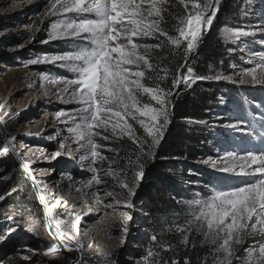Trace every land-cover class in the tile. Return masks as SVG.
<instances>
[{
  "label": "rangeland",
  "instance_id": "obj_1",
  "mask_svg": "<svg viewBox=\"0 0 264 264\" xmlns=\"http://www.w3.org/2000/svg\"><path fill=\"white\" fill-rule=\"evenodd\" d=\"M239 1L241 4L238 11L236 10L234 15L229 17L225 16L226 20L221 22V27L217 30V38L224 45V51L226 50L224 67L226 66V72L237 81L245 69L255 67L261 62V56H264V33L259 31L261 24H264V3L261 0H237V3ZM53 2L54 0H0V74L2 75L0 81L3 78V68L9 64L12 67L21 64L27 66L29 61L36 59V56L43 58L44 54L51 56L71 50L72 38L64 41L49 39L54 23H61L65 18L75 15L71 13L53 15L51 11ZM147 6V0H144V7ZM188 9H191V4L188 5ZM143 14L147 16V12ZM236 29L247 30L249 35L241 37L239 41L225 39L226 32ZM134 42L149 43L152 40L134 38ZM257 52L261 53V56L254 54ZM1 61L9 64H3ZM62 63L58 61L47 66L45 64L32 66L29 68L33 72L31 76L22 75L17 79H5L7 90L12 92L9 95L0 92V104L5 105L0 109V126L6 143L11 144L22 164L28 170L31 169L40 203L48 208L46 225L52 239L57 246L62 245L64 247L62 249H65V242L57 235V222L61 231L75 237V242H68L74 249L72 251L74 257L70 260V255L61 251L44 256L43 252L51 245L44 233L42 214L39 217L27 205V197L24 207L18 214H11L9 211L11 200L7 197L10 191L6 190L5 194H0L7 197L6 208H0V235L5 236V239L0 240V264H67V261L68 264L72 261L77 264V258H80L81 264L83 260H88L89 264H105L106 261L108 264L111 262L146 264L145 257L148 261L158 258L148 257L147 253L150 248L157 252V249L151 246L153 243L151 237L162 232L178 235L181 240L184 234L188 235V241L193 239L203 247L206 254L204 264H217V260L223 254L214 252L215 246L205 240L201 231L193 227L192 231L186 230L185 233H181L178 229L186 228V222L191 218L187 201L207 198L213 186H232L246 179L217 171L212 166V161L218 160L217 167H223L224 162L219 158L224 156L225 151H235L240 155L249 150L264 151V143L261 142L260 136L264 131L261 127L264 124V85L230 83L226 80L203 81L208 84L220 83L223 85V90L220 94H212L215 109L205 120L207 124L188 121L186 133L194 139L192 149L185 159L176 160V168L168 173L175 177L176 188L169 197L165 195L170 206L164 213L158 215L160 218L156 222L150 216L149 205L143 196L147 186L146 170L155 162L166 161L158 157L163 151L169 128L173 123L171 122L167 127L163 139L155 149V159L148 160L145 165L144 177L136 189L135 196L131 198L134 207L123 206L126 192L106 174L109 170L108 159L98 160L92 165L100 169L98 175L107 183L93 184L91 188H84L85 182L93 173L87 167L88 162L80 160L84 150L76 151L83 141L73 142L71 134L67 131L68 127L73 126L69 118L75 113L71 110L78 108L79 105L72 102L71 97L64 92L63 81L55 84L51 82L60 76L74 75L70 70L63 69ZM248 79L250 80V77ZM182 88L188 89L181 85L178 89L179 93ZM233 94L235 95L232 96ZM144 99L148 98L144 97ZM233 100L235 102H232ZM61 111L65 115H59ZM246 113L250 124L245 123L244 128L245 131H253L251 138L241 132H232L219 126L229 121L235 122L245 117ZM3 121H6V124ZM130 123L137 129V135H143V130L138 124L131 120ZM12 135L16 136V140L11 139ZM94 139L104 145L99 149L101 155L116 158L117 163L112 165L113 171H118L119 165L125 162L124 158L135 150V145L127 137L123 139L113 137L107 141L99 137ZM61 142L66 145L63 149L60 148ZM123 144H126L129 150L124 148L118 152L107 150L121 147ZM0 146L2 152L4 144L1 139ZM57 151L62 155L52 159V154ZM69 151H72L71 156L67 154ZM6 155L9 156L8 159L5 155H0V189L7 184H14L17 186L14 192L24 193L27 196L23 179L31 191L30 183L24 173L22 179L17 175L14 166L20 170L18 165L11 155ZM209 157L212 161L203 162ZM240 163L244 162L240 161ZM5 176L7 179L4 178ZM127 178L131 181L132 176L129 175ZM78 188L80 191H77ZM105 189L114 190L117 195H105ZM92 191L99 192L102 202L88 195ZM171 196L176 198H170ZM113 200H119L121 203L113 204L108 208L103 206ZM125 214L131 216V219H127ZM77 217L80 218L79 225L74 223ZM124 226L129 229L126 237L122 231ZM206 230L205 227L204 231ZM122 238L124 243H121ZM260 242L261 237H249L245 243L236 245V256L240 259L234 257L232 264H244V259L248 256L245 249L258 247ZM77 243L82 246L80 251H75ZM25 256L30 259H24Z\"/></svg>",
  "mask_w": 264,
  "mask_h": 264
},
{
  "label": "snow or ice",
  "instance_id": "obj_2",
  "mask_svg": "<svg viewBox=\"0 0 264 264\" xmlns=\"http://www.w3.org/2000/svg\"><path fill=\"white\" fill-rule=\"evenodd\" d=\"M184 5L187 15L177 17L178 24L174 26L173 35L166 26L164 15L168 11L165 4L168 0H147L148 6L144 7V0H54L51 4L53 15L57 13L75 14L65 18L61 23H54L49 33L52 40H71V50L59 54H44L43 58L29 61L30 64L63 62L62 68L70 70L73 76H60L53 79V84L63 81L64 92L72 102L79 105L71 111L75 115L69 119L73 126L67 128L73 142L83 141L79 145L84 153L80 160L87 161L89 171L93 173L88 179L84 188H91L93 184L107 183L100 179V169L93 167L98 160H109V170L106 172L116 181L119 188L126 192L124 207H134L132 197L144 177V168L148 160L155 159V149L159 146L164 137L167 127L172 122L175 109V97L179 96V87L184 85L191 88L197 81H221L230 83L264 85V56L261 53H254L261 56V62L255 67L245 69L241 78L237 81L231 75L212 74L197 75L189 61L192 54L197 52L204 34L211 30L214 20L218 15L222 0H179ZM191 9H188V3ZM264 3V0H261ZM147 12V16L143 13ZM151 18V19H149ZM259 31L264 33V24H261ZM225 39L240 40L247 37V30H229ZM134 38H148L158 41L157 43L134 42ZM45 43L47 41H44ZM171 46V47H168ZM143 49L144 51H140ZM166 50L171 57H179L183 63H178L173 75L170 69L160 67L154 61L168 60V56L152 55V50ZM159 69V71H157ZM186 69L185 71H182ZM149 72L155 75L148 74ZM160 72L163 75H160ZM171 75V86L166 84ZM250 77V80L248 79ZM144 97L148 99L145 100ZM223 102V101H222ZM5 105L0 104V109ZM59 115L65 113L61 111ZM219 119V118H218ZM131 121L139 125L143 135H137V129ZM78 121V122H77ZM67 123V121H64ZM6 124V121H3ZM205 123L206 121H195ZM245 121L238 119L235 122L229 121L220 124V127L241 132L248 137H253V131H245ZM264 128V124L261 125ZM110 133V135H107ZM261 142L264 143V131L260 133ZM94 137L102 140H109L113 137L128 140L135 145V150L128 154L125 162L119 165L118 171L112 170V165L117 163L116 158H108L101 155L99 149L104 145L98 143ZM55 139V137H50ZM11 139L16 140L12 135ZM65 143H60V148H65ZM109 152H118L119 149L108 148ZM9 148L4 147L0 155L9 153ZM72 155V151L67 153ZM57 151L52 154V159L61 156ZM219 160H223V167H217L219 161H212V166L217 171L228 173L242 179L240 183L221 187L213 186L211 194L204 199L187 201L190 208V219L186 222V228L178 230L181 233L192 231L195 227L201 231L205 240L215 246V253H222L217 264H232L236 256V245L246 242L249 237H261L258 247L245 249L248 256L244 264H264V151H247L240 155L235 151L226 152ZM243 161L244 163H240ZM251 165L256 167L251 168ZM84 165L82 164V167ZM238 168V170H237ZM131 175V181L128 176ZM28 176L35 182L31 169ZM7 179V177H4ZM77 191H80L78 188ZM104 194L115 196L114 190L105 189ZM123 194V192L121 193ZM88 195L100 201L98 191H92ZM5 197L0 195V201ZM59 202H57L58 204ZM119 200L105 203V208L113 204H120ZM126 215L127 219L131 216ZM57 235L65 242L67 251L74 249L68 242H75V237L59 229ZM75 225H79L80 218L77 217ZM206 227V231H204ZM78 231V228L76 229ZM125 237L129 229L122 228ZM5 236L0 235V240ZM156 241L157 237H151ZM188 235L184 234L181 243H188ZM121 243H124L122 238ZM82 246L76 244L75 251H80ZM90 247V246H89ZM29 251H34L29 249ZM60 251L58 246H52L43 252L44 256L57 254ZM258 253V254H257ZM148 257H158L159 253L151 248L147 253ZM30 259V257H23ZM146 264H177V261L144 258ZM77 264H81L77 258ZM83 264H89L83 260ZM105 264H108L106 261ZM116 264V262H111ZM185 264H188L186 261Z\"/></svg>",
  "mask_w": 264,
  "mask_h": 264
},
{
  "label": "trees",
  "instance_id": "obj_3",
  "mask_svg": "<svg viewBox=\"0 0 264 264\" xmlns=\"http://www.w3.org/2000/svg\"><path fill=\"white\" fill-rule=\"evenodd\" d=\"M191 4L190 2L188 5ZM240 1L237 0H223L217 17L214 20L213 26L210 31L206 32L201 40V45L199 46L197 52L192 54V58L189 61V66L192 67L197 75H208L210 72L212 74H223L229 75L226 72V66L224 67L223 59L225 57L224 45L217 38V30L221 27V22L226 20L225 16L229 17L234 15L236 10L239 9ZM168 9L167 12L162 13L165 17L166 26L170 30V33L176 35L174 31V26L178 24V19L180 15H187L184 5L179 2V0H168V3L164 5ZM236 8V9H235ZM221 18V19H220ZM232 19H230L231 21ZM158 41L152 40L149 43H157ZM171 47V46H168ZM168 56V60L164 61H154L160 65V67L167 66L171 73L175 74V68L178 63H183L179 57H171V55L164 49L162 50H152L150 56L157 55ZM3 64H9L4 63ZM10 65V64H9ZM221 65V67H219ZM159 71V69H157ZM182 71L186 72V69ZM150 75H155V73L149 72ZM162 76L163 73L160 72ZM166 84L171 86V75L168 77ZM222 86L220 83L208 84L207 82L195 83L192 88L181 89L179 96L175 97V109L174 115L172 117V125L169 128V133L166 138V142L163 145V151L159 155L158 159H163L166 161L155 162L153 165L149 166L146 170V189L143 191L144 199L149 205V214L157 222V219L165 209L170 206L165 195L169 197V194L174 192L176 188L175 177L168 175L171 170L176 168V160L185 159L190 151L193 142V138L189 137L186 133L188 121H205L207 120L209 114L214 107V99L212 94H220L222 91ZM233 89L232 87H228ZM233 94L232 96H234ZM209 102H212L211 104ZM232 102H235L233 100ZM216 103V101H215ZM244 121L248 122V116L241 117ZM1 148V146H0ZM124 148L129 150L126 144L121 145V147H116V149ZM160 153V152H159ZM8 159L9 156L5 155ZM12 162V161H11ZM17 175L21 178L23 174L18 170L17 166H14ZM211 177V175H210ZM22 179V178H21ZM13 180V178L11 179ZM24 189L26 190L27 196L24 193H16L14 190L17 188L14 184H7L0 189V194H5L4 192L10 191L7 197L10 198L9 211L11 214L17 213L24 207L25 198L27 197V205L40 217L39 208L36 206L33 195L30 188L23 179ZM20 188V186H18ZM171 190V191H169ZM173 194V193H172ZM0 201V208H6V198ZM170 198H176V196H171ZM8 210V209H7ZM157 237L156 241L151 243V246L157 249L159 253L158 260L177 261V264H204L205 251L203 247L198 245L193 239H190L187 244L181 243V238L175 234H169L162 232Z\"/></svg>",
  "mask_w": 264,
  "mask_h": 264
},
{
  "label": "bare ground",
  "instance_id": "obj_4",
  "mask_svg": "<svg viewBox=\"0 0 264 264\" xmlns=\"http://www.w3.org/2000/svg\"><path fill=\"white\" fill-rule=\"evenodd\" d=\"M37 58H42V56H36V59ZM42 64H45L47 66L50 63H37V64L28 63L27 66L21 64L19 66H13V67L9 66V65L5 66V68H3V71H4L3 78L0 81V92H3L4 94H8V95L11 94V92H12V91L7 90V83H6L5 79H17V78L21 77L22 75L31 76L33 72L30 71L29 68L32 67V66H41ZM7 145L10 148V150H12L14 152V154L18 157V160H20L18 154L11 147V144L9 142H7ZM226 152H229V151H225L224 155H225ZM22 165L25 168V172L28 171V168L24 164H22ZM44 212H45V221L47 222V220H48V208L46 206H44ZM58 248L62 250V248H64V247L62 245H59ZM71 264H74V262L72 261Z\"/></svg>",
  "mask_w": 264,
  "mask_h": 264
},
{
  "label": "water",
  "instance_id": "obj_5",
  "mask_svg": "<svg viewBox=\"0 0 264 264\" xmlns=\"http://www.w3.org/2000/svg\"><path fill=\"white\" fill-rule=\"evenodd\" d=\"M0 139L2 140V142L4 144V147H8V145H7V143H6L5 139H4V136H3V130L1 128V126H0ZM9 150H10V148H9ZM8 154L13 157V159L15 160L16 164L18 165L19 169L22 171V173H24L25 178L30 183V185H31V191H32V194L34 196V201L36 203V206L40 209V214H42V216H43V229H44V233L47 235L51 247L54 246V245L57 246L56 242L52 239V237L50 236V234H49V232L47 230V225H46L45 216H44V207L40 203V200H39V197H38V194H37L36 185L34 184V182L32 181V179L29 178L28 173L25 172L24 166L22 165V163L20 162V160H18V157L14 154V152L12 150H10ZM60 251L61 252H67L70 255V260L73 259V257H74L73 252L67 251L66 248L65 249H62ZM68 262L69 261H67L66 263L68 264Z\"/></svg>",
  "mask_w": 264,
  "mask_h": 264
}]
</instances>
